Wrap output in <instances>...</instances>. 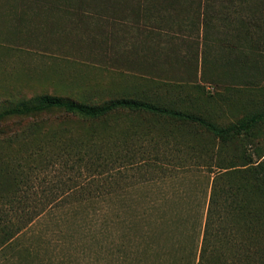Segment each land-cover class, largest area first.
Returning <instances> with one entry per match:
<instances>
[{"label":"rangeland","instance_id":"374dc122","mask_svg":"<svg viewBox=\"0 0 264 264\" xmlns=\"http://www.w3.org/2000/svg\"><path fill=\"white\" fill-rule=\"evenodd\" d=\"M44 93L133 96L235 123L264 109V0H0V111ZM245 151L263 158L264 123L221 142L144 113L3 118L0 241L13 239L0 264H139L148 201L168 197L160 211L193 220L220 166L243 211L264 221Z\"/></svg>","mask_w":264,"mask_h":264},{"label":"trees","instance_id":"16d2710c","mask_svg":"<svg viewBox=\"0 0 264 264\" xmlns=\"http://www.w3.org/2000/svg\"><path fill=\"white\" fill-rule=\"evenodd\" d=\"M46 110L82 119H100L115 112L144 113L182 123L196 124L221 142L247 138L264 123V109L252 112L230 125H219L194 112L161 105L133 96H119L101 103H89L44 93L33 102H19L0 111V120L13 115H28ZM244 170L251 174L264 191V156L253 160L247 151L242 155ZM213 176L199 216L191 220L182 213L160 211L168 197L148 205L155 212H139V264H264V221L262 215L247 214L236 197L218 179L229 171L220 166ZM223 169V170H222ZM180 198V197H179ZM165 240L162 248L157 239ZM12 236L0 241V251L9 245ZM163 255L167 257L164 261ZM0 259V263H1Z\"/></svg>","mask_w":264,"mask_h":264}]
</instances>
